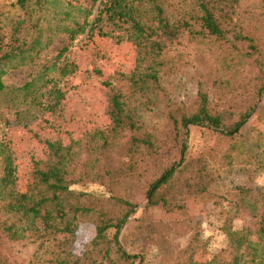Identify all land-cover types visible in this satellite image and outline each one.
Here are the masks:
<instances>
[{
    "label": "trees",
    "instance_id": "16d2710c",
    "mask_svg": "<svg viewBox=\"0 0 264 264\" xmlns=\"http://www.w3.org/2000/svg\"><path fill=\"white\" fill-rule=\"evenodd\" d=\"M90 2L82 21L59 30L69 43L24 85L36 111L42 117L59 112L67 96L59 84L78 71L70 47L88 28L91 36L101 21L109 30H100V36L135 47V66L102 80L110 124L67 143L44 139L45 156L33 158L25 187L10 136L14 128L0 136V264H12L10 256L30 244L37 245L38 264H151L149 249L156 254L155 264H264V186L240 185L227 193L235 212H226L221 226L226 246L201 262L197 253L208 252V242L187 204L190 197L204 198L220 179L214 160L244 165L252 179L264 172V135L254 132L251 140L252 131L245 132L249 121L264 112V0ZM43 4L18 0L25 17L0 12V63L20 59L24 64L52 43L51 38L40 40ZM30 31L37 36L26 41ZM185 37L200 61L197 92L176 101L162 78L172 61L168 53ZM183 69L171 64L169 73ZM5 73L0 65V95L6 89ZM154 111L152 126L144 114ZM191 125L218 135L208 153L189 156ZM91 183L103 186L105 193L75 188ZM157 206L179 216L157 219ZM139 210L142 252L129 254L121 235ZM235 218L246 219L242 228L234 227ZM84 223L94 227L95 235L78 255L73 245ZM179 237H188L185 246L176 244Z\"/></svg>",
    "mask_w": 264,
    "mask_h": 264
},
{
    "label": "rangeland",
    "instance_id": "374dc122",
    "mask_svg": "<svg viewBox=\"0 0 264 264\" xmlns=\"http://www.w3.org/2000/svg\"><path fill=\"white\" fill-rule=\"evenodd\" d=\"M17 1L0 0V12L5 17H25V11L17 5ZM42 2L44 3V11L39 14L41 21L38 25L42 36L40 40L46 42L51 38L52 43L40 53L33 52L31 60H26L24 64H21L20 59L5 60L0 63L6 72L3 76L6 89L0 95V136L9 127L14 128L10 136L17 153L19 181L22 187H25L27 183L33 158L45 156L47 148L44 139L61 140L63 143H67L86 130L103 128L110 124V119L105 111L106 97L102 80L116 70L130 71L135 66L136 52L132 44L118 43L110 37L99 35L100 30L105 32L109 30L106 20L101 21L96 26L91 36H88V28V31L79 35L70 47L71 56L78 64V71L59 84L61 88L63 87L67 91L61 109L56 114H46L42 117V113L37 112L36 107L31 103V96L24 89V85L32 78L39 77L43 72V65L51 64L58 51L69 43L68 35L59 30L65 27L71 28L76 21H82L85 15L83 11L87 12L91 8L90 0H42ZM65 9L72 13L70 19H67L64 13ZM96 11L95 8L94 15L90 17L91 21H93ZM38 16L33 17L35 23ZM48 27H51V30ZM36 36L30 31L23 38L26 41H31ZM183 40L185 41L184 44H178L168 53L167 58L172 61L166 67L168 73L162 78L166 89L173 92L174 97L178 96L176 101L180 100L179 97L187 101L195 96L197 92V66H200L195 46L188 43L186 37ZM171 64L179 65L184 69L176 70L175 73L170 74L169 67ZM54 74L53 71L52 75ZM37 84L41 85L42 81ZM156 117L155 111L144 114V119L150 122L152 126ZM250 130L252 131L250 132L251 140L257 132L264 135V112L249 121L245 132L249 134ZM217 138L218 135L214 131L206 127L191 125L189 127V156H194L199 152L208 153L213 148ZM213 165L218 168L221 175L218 182L211 186L209 193L204 198L190 197L187 199L190 211L201 222L202 235L208 242V252L200 251L197 253L196 260L198 262L214 256L226 246L227 238L222 232L221 226L226 212H235L225 197L227 193L240 185L264 186V172L258 173L252 179L246 172L247 168L244 165L223 166L218 160H214ZM75 188L97 194L105 193V188L97 183L75 186ZM147 202L148 200H144L140 206H146ZM141 214L142 211L139 210L124 227L121 235V242L129 254L142 252L138 221ZM153 214L155 218L165 220L179 216L177 211L176 213L166 212L161 206L155 207ZM245 223V218H235L233 225L240 229ZM94 235L95 229L91 224H81L77 230V239L73 245V251L82 255ZM187 242L188 237L176 239V244L181 246H185ZM20 248L10 256L12 264H38V259L35 258L34 254L37 250L36 244ZM155 255L153 249L148 250L147 259H152L151 264H155L154 261H157Z\"/></svg>",
    "mask_w": 264,
    "mask_h": 264
}]
</instances>
